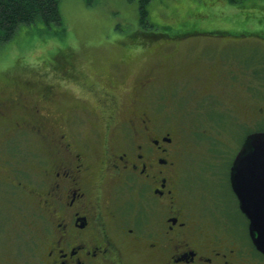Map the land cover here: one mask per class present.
Returning <instances> with one entry per match:
<instances>
[{
	"label": "rangeland",
	"instance_id": "374dc122",
	"mask_svg": "<svg viewBox=\"0 0 264 264\" xmlns=\"http://www.w3.org/2000/svg\"><path fill=\"white\" fill-rule=\"evenodd\" d=\"M141 1L62 0V37L54 41L31 28L0 44V102L11 106L0 111L11 122L27 119L30 127L9 140L10 121L0 118V173L8 169L15 182L38 177L32 158L50 143L44 134H32L30 125L48 122L52 130L64 129L76 110L84 120L81 132L92 137L88 121L98 114L100 98L111 95L129 112L135 85L154 75L157 90L150 99L170 120L181 121L186 135L182 182L187 205L202 226L218 229L224 242L242 250L246 264H264L251 250L249 222L227 183L245 136L264 131V0H150L147 22L154 28L147 29L153 36L140 35ZM150 39L155 42H143ZM169 39L173 42L163 43ZM213 58L219 77L227 73L230 78L211 88L212 97L197 90L210 86L205 82L195 90L182 89L193 84L186 74L207 76ZM224 65L248 69L228 73ZM21 94L42 110L40 115L13 106ZM26 169L31 171L27 179ZM1 175L0 262L13 264L11 259H29L35 205L21 192L27 204L19 209L21 198Z\"/></svg>",
	"mask_w": 264,
	"mask_h": 264
},
{
	"label": "flooded vegetation",
	"instance_id": "af4514ba",
	"mask_svg": "<svg viewBox=\"0 0 264 264\" xmlns=\"http://www.w3.org/2000/svg\"><path fill=\"white\" fill-rule=\"evenodd\" d=\"M215 67L209 66L207 76L186 74L193 84L182 89L195 90L205 82L210 86L197 90L212 97L210 90L219 83ZM154 78L139 82L142 94L131 98L129 112L104 94L98 114L88 121L92 137L78 127L84 120L76 110L71 111L70 127L52 130L48 122L40 125L47 139L50 132L53 136L49 148L32 161L37 178L15 182L8 169L0 173L21 198L19 209L27 204L21 192L35 205L29 259H11L13 264H246L244 252L224 242L218 229L202 226L185 201L186 135L177 123L181 121L170 120L150 99L156 96ZM229 78L226 73L220 82ZM20 97L24 109L41 114L27 97ZM10 107L0 102V110ZM0 116L6 114L0 111ZM22 173L30 175L28 169ZM4 218L1 215L0 230Z\"/></svg>",
	"mask_w": 264,
	"mask_h": 264
},
{
	"label": "trees",
	"instance_id": "16d2710c",
	"mask_svg": "<svg viewBox=\"0 0 264 264\" xmlns=\"http://www.w3.org/2000/svg\"><path fill=\"white\" fill-rule=\"evenodd\" d=\"M235 1L242 2L244 0H235ZM61 3H62V0H0V44H5L8 42L14 41V39H16V37L18 36V34L20 32H23L24 29L29 30L31 28L38 30L40 33L45 32L46 34L49 35V37L51 36L50 39H52L54 41H55L54 37H59V36L62 37L65 34V30H64V26H63V22H62L63 17H62V13H61ZM149 3H150V0H142L140 7H139L141 27H143V30L141 29L142 31H141L140 35H151V36H153V33H151L147 29V28H154L153 24L147 22V20L149 21L148 17L151 14ZM143 42H155V41H154V39L153 40L150 39V40H146ZM170 42H173V41L171 39L163 41V43H170ZM215 59H218V58H215ZM225 61H227V60H225ZM212 62L213 63H211V66H213V67L216 66V63H218V62H214V58L212 59ZM222 63H224V60L220 59L219 64H222ZM228 63H230V62H228ZM230 64H232V63H230ZM224 66H225L224 69L228 73L229 72H233L236 74H237V72L246 73L244 71V69H248L247 67L243 68L241 65L240 66L237 65L238 67L231 66V65H224ZM260 66H262V65H260ZM215 69L217 70V66ZM215 75L217 77H219V74L216 71H215ZM261 76L260 75L257 77L255 76L253 82L256 79L263 77V76L262 77ZM146 77L144 76V78H142L141 81H143ZM220 78L221 77H219V79H217L216 82H220ZM234 79H235V76H234ZM139 88H141V87L138 83L135 85L134 91H136V92L132 96L133 98L137 97L138 94L139 95L142 94V90H140ZM138 90H140L139 93H138ZM143 101L146 102L145 99H143ZM138 102L140 104H142L141 100H139ZM13 106H19L20 108H23V106H21L20 100H18V102H14ZM24 110H26V109H24ZM229 112L230 111H228V113ZM229 114L233 117V120L236 119L235 115H233L232 113H229ZM179 115L181 116V112ZM0 118H3V117L0 116ZM4 120L10 121L8 124L10 127L6 128V129H8L7 139H9V140L11 138H13V136L15 134H17L18 132L29 131L27 119L15 120V123L17 121V122H19L18 123L19 125L18 126L15 125L13 127H11L13 125V122H11V120L8 119V117H6V119H4ZM25 123L27 124V126H25ZM221 125H223V124H221ZM31 127H32L31 128L32 134H34L35 132L39 133L40 136L42 134H45L44 131H40L39 128L41 126L36 127L35 125H33ZM78 127L80 129H82L84 126L82 124H80ZM224 127L227 128V126H225V125H224ZM226 128H224L223 130H225ZM14 130H15V132L12 133ZM199 132H201V131H199ZM203 135H205L204 132H202L200 134V136H203ZM50 136L51 137L53 136L52 132H50L48 139L50 138ZM50 141H51V138H50ZM40 152L41 151H38L37 154L32 158L33 162H36L39 159V157L41 155ZM28 172L31 175V171L28 170ZM30 175L25 176V178L30 177ZM227 183L229 184L228 179H227ZM241 215H243V214L241 213ZM249 237H250V235H249ZM250 240H251V237H250ZM250 243H251V247H252V248L251 247L250 248L253 251V253L255 255L259 256L260 258L264 259V255H262L258 252V250L255 248L252 240Z\"/></svg>",
	"mask_w": 264,
	"mask_h": 264
},
{
	"label": "water",
	"instance_id": "95a60500",
	"mask_svg": "<svg viewBox=\"0 0 264 264\" xmlns=\"http://www.w3.org/2000/svg\"><path fill=\"white\" fill-rule=\"evenodd\" d=\"M231 185L251 240L264 255V131L246 137L231 167Z\"/></svg>",
	"mask_w": 264,
	"mask_h": 264
}]
</instances>
